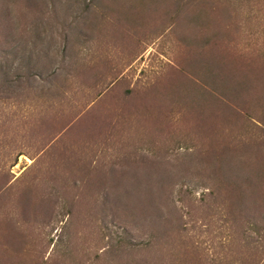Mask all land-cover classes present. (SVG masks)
<instances>
[{"label":"rangeland","instance_id":"1","mask_svg":"<svg viewBox=\"0 0 264 264\" xmlns=\"http://www.w3.org/2000/svg\"><path fill=\"white\" fill-rule=\"evenodd\" d=\"M0 264H264V0H0Z\"/></svg>","mask_w":264,"mask_h":264},{"label":"trees","instance_id":"2","mask_svg":"<svg viewBox=\"0 0 264 264\" xmlns=\"http://www.w3.org/2000/svg\"><path fill=\"white\" fill-rule=\"evenodd\" d=\"M44 1V0H43Z\"/></svg>","mask_w":264,"mask_h":264}]
</instances>
